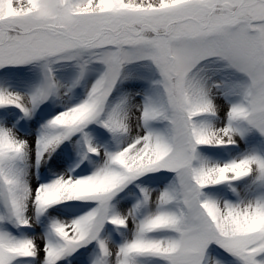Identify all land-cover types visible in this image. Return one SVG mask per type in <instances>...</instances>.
Instances as JSON below:
<instances>
[{"label": "snow or ice", "instance_id": "snow-or-ice-1", "mask_svg": "<svg viewBox=\"0 0 264 264\" xmlns=\"http://www.w3.org/2000/svg\"><path fill=\"white\" fill-rule=\"evenodd\" d=\"M0 264H264V0H0Z\"/></svg>", "mask_w": 264, "mask_h": 264}, {"label": "rangeland", "instance_id": "rangeland-1", "mask_svg": "<svg viewBox=\"0 0 264 264\" xmlns=\"http://www.w3.org/2000/svg\"><path fill=\"white\" fill-rule=\"evenodd\" d=\"M60 70L56 72V76L58 81L62 84V85H68L70 83L68 77H67V73L66 71L61 68V66H57ZM29 75H31V73H29ZM21 91H24V89H18ZM78 94H82L83 93V89H78L77 90ZM54 105L52 104L51 101L48 102V104L42 106L41 110L37 112L36 114V118L39 119V123L36 124V127L39 128L42 124H44L46 122L47 119L51 118V113H52V109H53ZM25 123H31L30 121H24ZM75 156V153L73 154ZM55 159V157L53 158ZM53 161H48L49 164H51ZM43 171V168H42ZM33 182H35V180H33ZM61 207H65V206H61ZM63 219H67L70 220L73 217L71 215H65L64 217H62Z\"/></svg>", "mask_w": 264, "mask_h": 264}]
</instances>
